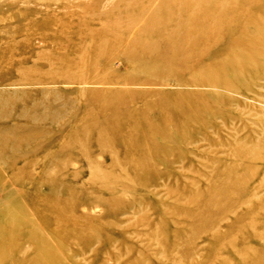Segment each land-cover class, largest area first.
Masks as SVG:
<instances>
[{
  "label": "rangeland",
  "instance_id": "obj_1",
  "mask_svg": "<svg viewBox=\"0 0 264 264\" xmlns=\"http://www.w3.org/2000/svg\"><path fill=\"white\" fill-rule=\"evenodd\" d=\"M0 264H264V0H0Z\"/></svg>",
  "mask_w": 264,
  "mask_h": 264
}]
</instances>
